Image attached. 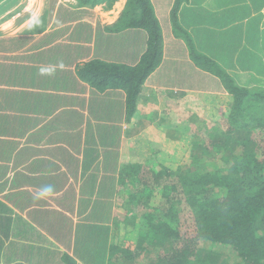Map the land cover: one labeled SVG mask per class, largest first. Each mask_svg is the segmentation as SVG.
Segmentation results:
<instances>
[{"label": "crops", "instance_id": "1", "mask_svg": "<svg viewBox=\"0 0 264 264\" xmlns=\"http://www.w3.org/2000/svg\"><path fill=\"white\" fill-rule=\"evenodd\" d=\"M127 1L106 9V3L90 8L77 0L0 4V264H148L146 255L126 257L112 239L123 225L115 224L123 213L117 208L119 168L133 158L131 140L151 130L164 137L152 146L167 148L175 131L165 129L163 111L181 116L188 110L176 103L191 109L196 101L175 95L181 40L173 28L166 36L156 0L164 59L147 80L132 121L125 92H100L79 77V64L100 59L134 66L145 53L144 33L118 26ZM175 1L165 7L170 19ZM209 1L206 9L226 16ZM194 2L182 7L179 19ZM46 12V21L37 23ZM152 82L159 97L145 98Z\"/></svg>", "mask_w": 264, "mask_h": 264}, {"label": "trees", "instance_id": "2", "mask_svg": "<svg viewBox=\"0 0 264 264\" xmlns=\"http://www.w3.org/2000/svg\"><path fill=\"white\" fill-rule=\"evenodd\" d=\"M77 1L81 7L106 3L112 8L118 0ZM188 2L175 1L172 28L189 47L195 67L218 79L227 91L228 118L221 106L219 112L205 110L197 131L190 111L177 116L164 110L165 129L179 135V140L166 139L174 150L152 146L154 138L164 141L155 130L131 140L133 158L124 160L118 176L117 208L123 213L115 224L123 225L112 239L126 257L134 261L146 255L148 264H201L206 262L200 257L204 251L227 255L229 264H264V89L239 86L217 61L195 48L179 19ZM47 15L37 23H44ZM120 25L144 33L147 46L139 62L125 66L96 59L79 64L77 72L100 92H125L131 122L147 80L163 62L164 39L152 0H128ZM219 113L224 130L209 121ZM149 236L158 247L152 251L143 246Z\"/></svg>", "mask_w": 264, "mask_h": 264}, {"label": "rangeland", "instance_id": "3", "mask_svg": "<svg viewBox=\"0 0 264 264\" xmlns=\"http://www.w3.org/2000/svg\"><path fill=\"white\" fill-rule=\"evenodd\" d=\"M167 1H170L171 5V0H156L159 12L162 15L161 21L166 36L172 30L171 19L165 16ZM208 1L204 4V0H195V8L184 10L181 13L180 23L182 27L188 33H191L193 30L192 33L196 38V43L194 41L195 48L203 54H209L212 59L217 61L235 79L239 86L248 89H264V0L209 1L212 6H217L219 11H223L227 18L226 16H220L218 12L206 9L210 6ZM103 8H109L108 4ZM168 10H170V6ZM202 12L207 16V19L202 17ZM179 40H181V45L178 43V48H176L175 52L180 59L177 61L176 67L181 68L180 72L177 71L181 86L175 95L180 97V99H191L196 102L191 106V109L186 108L187 102L185 101L178 102L175 106H179V109L182 111L187 109L188 112L192 113L190 120L198 131V129H201L199 125L202 124V119L207 115L205 110L211 111L214 108V112H219L218 107L221 106L225 108V118H228L227 114H229V110L227 109L230 99L228 98L227 91L218 79L210 74L201 72V70L197 71L193 61L190 59L191 57H189V47L182 38ZM109 43H113V38L109 40ZM131 43L135 44L134 39H131ZM234 52L236 54L233 57ZM225 54H232V58H228ZM246 60L249 62L248 65H245ZM155 81H158V78ZM151 85V87L145 90L144 95L146 96L144 97L149 98L150 96H154L158 98L159 93L156 92V95H153V91H155L154 87L157 85L153 86V82ZM157 91H161L160 88ZM154 102H159V100H154ZM162 110L152 113V116L159 114ZM248 113L249 110L246 114ZM170 114L175 115V112L171 111ZM219 116L220 113L209 121L216 127L219 126V128L224 130V126L219 125V121H222ZM161 120L163 121L162 118ZM152 128L154 127L152 126ZM172 136L175 140L179 138L178 133L175 132L172 133ZM167 149L170 151L174 150L172 146ZM23 190H33V187H26ZM20 212L23 213V211ZM150 237L145 240L143 246L145 249L152 251L158 247H155ZM161 245L160 243L158 244V246ZM226 256L204 251L200 257L206 262L201 264H226V262L229 264Z\"/></svg>", "mask_w": 264, "mask_h": 264}, {"label": "clouds", "instance_id": "4", "mask_svg": "<svg viewBox=\"0 0 264 264\" xmlns=\"http://www.w3.org/2000/svg\"><path fill=\"white\" fill-rule=\"evenodd\" d=\"M51 190H52L51 187L45 189L46 192H50Z\"/></svg>", "mask_w": 264, "mask_h": 264}]
</instances>
